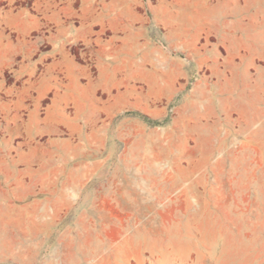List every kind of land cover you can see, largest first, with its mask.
I'll return each instance as SVG.
<instances>
[{"label":"rangeland","instance_id":"rangeland-1","mask_svg":"<svg viewBox=\"0 0 264 264\" xmlns=\"http://www.w3.org/2000/svg\"><path fill=\"white\" fill-rule=\"evenodd\" d=\"M63 1L0 28V264H264V0Z\"/></svg>","mask_w":264,"mask_h":264},{"label":"crops","instance_id":"crops-1","mask_svg":"<svg viewBox=\"0 0 264 264\" xmlns=\"http://www.w3.org/2000/svg\"><path fill=\"white\" fill-rule=\"evenodd\" d=\"M18 1L19 5H15V2ZM21 1L23 4L21 5ZM99 0H78V10L79 12H87V8L93 4H98ZM25 0H0V28L1 29H18L22 30L27 26V10L24 5ZM74 0H64L62 5H57L59 13L70 14L74 12L72 8ZM122 5L121 16L124 25L125 19L128 18V12L131 8V0H118ZM137 3V0H134ZM101 9L98 6V11L100 13L107 12V5L103 6ZM128 22V21H127ZM0 40L2 36L0 35ZM9 53V49H5ZM135 250L138 251L137 256H127V253H133ZM102 252L107 253L106 256H103L100 260L93 262L92 264H186L180 260H171L170 259V250L163 251L167 252L166 254L156 257L154 254L156 252L153 246L138 245V240L135 237L124 238L120 241L115 242L113 245L106 246Z\"/></svg>","mask_w":264,"mask_h":264},{"label":"trees","instance_id":"trees-1","mask_svg":"<svg viewBox=\"0 0 264 264\" xmlns=\"http://www.w3.org/2000/svg\"><path fill=\"white\" fill-rule=\"evenodd\" d=\"M126 115H132V116H135V117H139L140 119H142L146 123H150L152 125H156L153 122H150V120L146 116L138 115L136 113H127Z\"/></svg>","mask_w":264,"mask_h":264}]
</instances>
